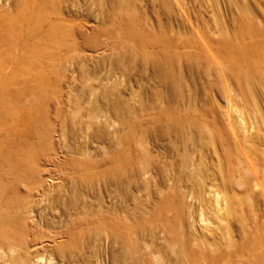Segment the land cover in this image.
<instances>
[{
  "label": "rangeland",
  "instance_id": "1",
  "mask_svg": "<svg viewBox=\"0 0 264 264\" xmlns=\"http://www.w3.org/2000/svg\"><path fill=\"white\" fill-rule=\"evenodd\" d=\"M38 3L35 30L53 31L47 78L0 80L12 248L0 253L22 264H187L180 202L194 216L200 207L184 157L208 140L215 163L242 128L264 126V0ZM23 4L0 0V13Z\"/></svg>",
  "mask_w": 264,
  "mask_h": 264
},
{
  "label": "bare ground",
  "instance_id": "2",
  "mask_svg": "<svg viewBox=\"0 0 264 264\" xmlns=\"http://www.w3.org/2000/svg\"><path fill=\"white\" fill-rule=\"evenodd\" d=\"M19 10L12 16L0 13V80L46 79L47 75L39 70L43 69L52 50L53 31L39 35L40 32L35 30L43 18V7L38 0H25ZM6 103L7 97L0 92V122L9 115L5 110ZM246 130L242 128L233 150L228 145L224 146L223 157L215 163H208L209 155L204 149L208 140L197 144L196 158L186 154L183 159V167L192 169L186 175V184L194 193L197 207H200L199 214L194 216L186 198L181 199L188 230L185 228L186 234L182 236L178 252L187 264H264V209L253 199V194H261L264 198V126L260 129L261 135L258 131L247 135ZM207 183L214 184L206 189ZM3 189L0 182V199ZM177 210L175 222L183 229L184 216ZM249 220L252 224L247 225ZM196 224L200 225L201 232L197 231ZM8 226L9 221L0 204V249L7 248L10 251L12 248L7 243ZM101 227L104 228L102 224ZM0 264L22 262L6 259L0 253Z\"/></svg>",
  "mask_w": 264,
  "mask_h": 264
}]
</instances>
